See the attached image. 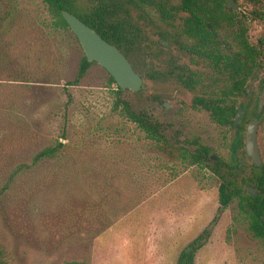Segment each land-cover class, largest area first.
<instances>
[{
	"label": "rangeland",
	"instance_id": "1",
	"mask_svg": "<svg viewBox=\"0 0 264 264\" xmlns=\"http://www.w3.org/2000/svg\"><path fill=\"white\" fill-rule=\"evenodd\" d=\"M239 2L249 19L261 7ZM50 19L42 0H0V247L9 263L177 264L208 232L195 264H264V244L238 201L220 211V180L208 168L148 140L116 107L105 68L93 63L77 85L68 84L85 53L72 36L54 32ZM247 24L253 36L264 29ZM166 96L158 114L169 102L185 135L229 161L232 133L193 109L187 92ZM60 140V159L32 166ZM21 164L30 167L19 171Z\"/></svg>",
	"mask_w": 264,
	"mask_h": 264
},
{
	"label": "trees",
	"instance_id": "2",
	"mask_svg": "<svg viewBox=\"0 0 264 264\" xmlns=\"http://www.w3.org/2000/svg\"><path fill=\"white\" fill-rule=\"evenodd\" d=\"M42 1L47 6L51 18L49 26L54 32L72 36L81 46L62 14L67 10L123 52L144 79V86L139 92L124 90L110 75V83L116 85L119 95L116 107L163 152L181 158L183 163L191 166L208 168L220 180V211L237 200L241 212L250 221L251 231L264 244V173L261 178L258 177V182L254 179L241 180L240 167L232 162L209 158L212 150L208 145L203 144L197 137L185 135L181 127L180 112L163 107V113L159 115L156 108L161 105L168 92H187L192 97L193 109L209 111L220 124L233 122L234 86L229 84L228 91L225 92L223 90L226 86L222 82L194 80L208 79L209 67L214 69L213 78L223 77L226 63L224 48L216 45L215 40L224 38L225 32L231 35L232 26L236 23L234 16L238 12L229 8L226 0L199 4L195 3V0ZM250 1L261 7L249 14L264 20V0ZM13 11L9 14H13ZM225 24H228L229 28L224 26ZM244 31H247V28H244ZM164 41L169 45L164 46ZM245 46L244 57L247 58V42ZM173 49H176L177 53H174ZM261 53L264 67V47ZM93 63L97 62H89L84 55L75 80L68 84L77 85ZM246 68L247 64L245 70ZM236 89H241L240 85H237ZM129 93L133 94V98L128 97ZM68 97L69 103L72 100L69 92ZM223 100L228 102L227 108L223 107ZM62 138H66V127L63 129ZM64 152L65 143L60 140L55 145L39 151L33 158L32 166L36 167L47 160L60 159ZM29 167L27 164H21L19 171ZM248 185L258 187L257 196L248 192ZM207 237L208 232H204L188 244L180 253L177 264H195L197 252L204 246ZM0 264H10L2 246Z\"/></svg>",
	"mask_w": 264,
	"mask_h": 264
},
{
	"label": "flooded vegetation",
	"instance_id": "3",
	"mask_svg": "<svg viewBox=\"0 0 264 264\" xmlns=\"http://www.w3.org/2000/svg\"><path fill=\"white\" fill-rule=\"evenodd\" d=\"M194 2L198 4L213 3V0H195ZM236 2L239 4L240 8H232L238 12V14L234 16L236 23L232 26L231 35L229 36L228 33L225 32L224 38L219 37L215 40L216 45L223 46L224 48L223 53L226 63L224 73H222L223 77L220 79L213 78L215 75L214 69L209 67L208 72L210 73V77L208 79L196 78L194 82H222L226 86L223 90L225 92L228 91L229 84L234 86L233 99L235 102V115L233 116L232 123L220 124L219 121L213 118L209 111L205 112L210 115L217 125L231 132L233 135L231 158L229 161H223L226 163L232 162L242 169L240 173L241 180L254 179L255 182H258V177L261 178V174L264 173V145L259 141V139H261L259 137L260 119L264 112V107L262 111L259 112V105L264 92V77L262 78L261 76L262 71H264V67H262L263 58L261 53L262 48L264 47V29L259 35L253 36L247 23L252 19L259 21V23L262 22L264 26V20L252 14L251 19H249V16L246 15L244 11L241 12L242 8L239 0H236ZM226 4L229 7L227 0ZM219 18L222 19L223 17ZM224 26L229 28L228 24H225ZM244 28H247V31H244ZM246 42L248 43L247 58L244 57ZM236 61H238V63ZM245 64H247L246 70ZM237 85H240L241 89H236ZM222 104L224 108H227V101L225 102L223 100ZM240 110H242L241 118L236 124V116ZM253 120L258 122L257 144L261 158L260 165L255 162V159L249 154L247 148V131L250 122ZM209 158L214 159L215 161L220 160L217 156L214 157L212 155H209ZM250 186L254 187L258 193V187L254 185L247 186L248 192H250Z\"/></svg>",
	"mask_w": 264,
	"mask_h": 264
},
{
	"label": "water",
	"instance_id": "4",
	"mask_svg": "<svg viewBox=\"0 0 264 264\" xmlns=\"http://www.w3.org/2000/svg\"><path fill=\"white\" fill-rule=\"evenodd\" d=\"M229 7L239 9L240 6L236 0H227ZM65 20L69 24L73 33L79 39V42L84 50V53L89 62H97L100 66L105 68L108 73L114 77L117 84L122 89H129L133 92H139L144 86V79L134 69L130 60L121 52V50L105 40L95 29L85 23L77 15L70 11L64 10L62 12ZM167 45L168 42L164 41ZM169 102H164V106L170 108ZM264 107V92L261 97L259 112ZM242 110L236 116V124L241 118ZM257 128L258 122L253 120L250 122L247 131V148L249 154L255 159V162L260 165L261 158L259 155L257 144ZM251 194L257 196L256 189L249 187Z\"/></svg>",
	"mask_w": 264,
	"mask_h": 264
}]
</instances>
